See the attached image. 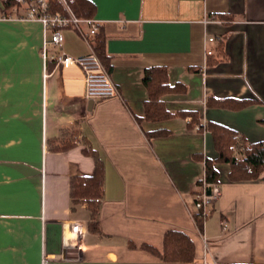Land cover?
Returning <instances> with one entry per match:
<instances>
[{
    "label": "crops",
    "instance_id": "1",
    "mask_svg": "<svg viewBox=\"0 0 264 264\" xmlns=\"http://www.w3.org/2000/svg\"><path fill=\"white\" fill-rule=\"evenodd\" d=\"M92 1L121 92L93 102L81 67H45L43 24L5 17L0 0V264H264V171L233 181L230 164L217 162L222 195L203 230L191 215L205 159L218 157L208 122L239 131V159L264 140V0ZM63 33L67 53L91 51L77 30ZM153 66L179 85L162 95L174 115L160 120L146 117ZM211 96L250 103L210 107ZM85 149L105 164L96 229L71 193L72 178L96 168ZM73 224L83 229L79 257L55 258ZM170 229L193 238V261L165 262L142 247L163 249Z\"/></svg>",
    "mask_w": 264,
    "mask_h": 264
},
{
    "label": "trees",
    "instance_id": "2",
    "mask_svg": "<svg viewBox=\"0 0 264 264\" xmlns=\"http://www.w3.org/2000/svg\"><path fill=\"white\" fill-rule=\"evenodd\" d=\"M69 3L79 17L94 18L97 12L96 4L92 0H69ZM12 2L5 1L3 12L6 13ZM56 10H63V6L55 3ZM222 17V16H221ZM223 18V17H222ZM101 27V26H100ZM94 48L105 64L108 71L112 66L110 56L106 52V35L101 28L93 38ZM150 92V99L146 103V117L150 120H160L172 117L171 113L162 99V95L174 88L176 85L168 83V72L165 66H153L146 70L144 78ZM250 101L245 99L227 97L218 98L211 96L208 99L210 107L241 108L248 105ZM194 122H199L196 112L191 113ZM188 113H183L187 115ZM182 114V113H181ZM208 127L213 135L215 148L218 157L212 159L207 157L206 178L209 182H218L220 173L216 167L217 162L230 164L229 178L233 181L257 179L264 171V140H259L248 145V151L244 157L237 158V152L245 146L246 140L239 131L217 121L210 120ZM203 128V125L201 126ZM87 154H91L96 159V168L93 174L85 176H75L72 178V198L75 203L87 202L91 211V221L89 227L97 228L98 216L105 191V164L95 149H85ZM197 224L203 230L205 220L196 214ZM131 246L136 244L131 242ZM142 247L158 255L165 262H191L196 257V245L193 238L180 229H170L166 232L163 249L143 243Z\"/></svg>",
    "mask_w": 264,
    "mask_h": 264
},
{
    "label": "built area",
    "instance_id": "3",
    "mask_svg": "<svg viewBox=\"0 0 264 264\" xmlns=\"http://www.w3.org/2000/svg\"><path fill=\"white\" fill-rule=\"evenodd\" d=\"M12 2L5 13V17L25 18L38 20L44 27V41L42 46V57L45 67L48 69L50 62H55L57 68L67 69L73 65L82 68L85 74V96L87 100H98L105 98L120 97L121 92L112 80L105 64L97 54L93 38L100 29V24L95 18L79 17L73 11L69 0H3ZM55 3L63 6V10H56ZM65 28H73L85 39L91 51L83 56H73L64 50ZM215 37L210 36L206 42L214 41ZM54 47V48H51ZM214 53L206 45V56ZM204 127V131L207 130ZM201 129V125H197ZM243 148V147H242ZM241 148V149H242ZM198 189L195 191L194 207L191 215L197 222L196 214H200L204 220L209 214L211 206L221 197L222 187L218 182H209L205 173L198 180ZM223 228H227V220L221 221ZM199 227V226H198ZM200 229V228H199ZM69 241L66 251L55 254V258H78L82 249L83 229L79 224L70 226ZM207 244V238L204 239ZM48 259L47 253L44 255Z\"/></svg>",
    "mask_w": 264,
    "mask_h": 264
},
{
    "label": "water",
    "instance_id": "4",
    "mask_svg": "<svg viewBox=\"0 0 264 264\" xmlns=\"http://www.w3.org/2000/svg\"><path fill=\"white\" fill-rule=\"evenodd\" d=\"M93 101H95V100L92 99V102H93Z\"/></svg>",
    "mask_w": 264,
    "mask_h": 264
},
{
    "label": "rangeland",
    "instance_id": "5",
    "mask_svg": "<svg viewBox=\"0 0 264 264\" xmlns=\"http://www.w3.org/2000/svg\"><path fill=\"white\" fill-rule=\"evenodd\" d=\"M51 48H54V47H51Z\"/></svg>",
    "mask_w": 264,
    "mask_h": 264
}]
</instances>
